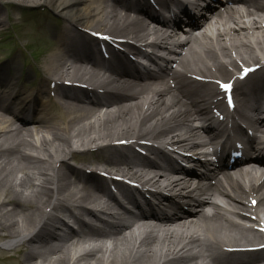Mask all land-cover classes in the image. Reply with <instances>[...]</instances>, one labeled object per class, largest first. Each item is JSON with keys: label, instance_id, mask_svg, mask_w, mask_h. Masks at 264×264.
<instances>
[{"label": "bare ground", "instance_id": "1", "mask_svg": "<svg viewBox=\"0 0 264 264\" xmlns=\"http://www.w3.org/2000/svg\"><path fill=\"white\" fill-rule=\"evenodd\" d=\"M160 1L162 8L171 4L174 11L185 8L182 0ZM17 2L48 5L73 26L146 41L153 49L147 55L150 61L156 56L159 61L174 57L172 63L181 68L175 67L168 80L161 69L148 72L144 80L131 60L139 54L138 46L121 50L74 27H65L60 41L58 37L43 45L46 53L37 63L49 81V91L55 93L53 100L48 99L51 96L41 99L48 90L44 82L33 88L20 81L19 64L13 66L14 72L10 66L1 68L0 237L11 238L6 245L35 264H254L264 260V250L245 254L223 250L227 244L253 246L263 238L261 232L234 218L258 220L264 226V170L259 165L224 172L215 183L201 187L199 197L211 211L180 217L183 207L155 213L137 205L140 200L132 192L126 195L140 211L128 210L99 186V179L79 175L65 162L77 149L96 148L103 155L82 160L105 163L103 170L116 168L122 176L130 174L145 183H164L172 191L199 194L196 188L190 190L191 178L171 175L182 168L162 146L149 144L144 147L149 154L142 155L132 147L136 145L114 143L156 138L160 144L167 143L166 148L174 145L183 151L202 146L206 140L193 121L196 112L204 110L199 101L208 104L218 97L220 81H233L240 100L253 96L259 101L264 95V70L245 80L239 73L244 66L264 60V0H247L236 7L224 4V10L198 26L195 35H179L172 20L154 13L148 1L133 5L121 0ZM5 19L0 14V25ZM172 44L176 55L170 50ZM102 52L116 58L100 61ZM185 71L208 81L195 85L183 75ZM170 79L176 87L168 83ZM80 84L89 88L77 87ZM188 91L196 99L188 98ZM220 196L226 200L225 207ZM67 218L76 226L68 225ZM94 240L100 244L83 250ZM15 241L21 243L13 247ZM195 247L201 251H193Z\"/></svg>", "mask_w": 264, "mask_h": 264}, {"label": "rangeland", "instance_id": "2", "mask_svg": "<svg viewBox=\"0 0 264 264\" xmlns=\"http://www.w3.org/2000/svg\"><path fill=\"white\" fill-rule=\"evenodd\" d=\"M0 6L1 15L5 19L4 24L0 25V66L6 64L12 56L20 59L21 67L34 74L31 81L36 82L40 79L42 84L43 73L42 69H38L36 63L31 62V58L42 60V46L50 44V41H55L58 29L64 25L63 17L55 10L45 4H18L17 0H1ZM44 28H47V30ZM55 39V40H54ZM77 152V151H76ZM75 156L77 153L74 154ZM68 160V158L66 159ZM70 163L72 161L70 159ZM73 165V164H72ZM92 166V164H88ZM6 239L0 237V252L12 251L4 245ZM20 262L8 261L0 264H29L24 257ZM27 262V263H26ZM35 264V263H30Z\"/></svg>", "mask_w": 264, "mask_h": 264}, {"label": "snow or ice", "instance_id": "3", "mask_svg": "<svg viewBox=\"0 0 264 264\" xmlns=\"http://www.w3.org/2000/svg\"><path fill=\"white\" fill-rule=\"evenodd\" d=\"M222 87H223L225 90H227V89L230 88V85L224 84V85H222ZM230 102H231V101H230Z\"/></svg>", "mask_w": 264, "mask_h": 264}]
</instances>
